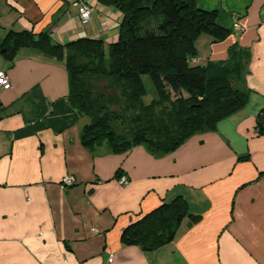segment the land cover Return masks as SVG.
<instances>
[{
    "label": "crops",
    "instance_id": "crops-1",
    "mask_svg": "<svg viewBox=\"0 0 264 264\" xmlns=\"http://www.w3.org/2000/svg\"><path fill=\"white\" fill-rule=\"evenodd\" d=\"M83 2L92 10L85 24ZM198 6L233 31L221 43L200 36L198 63L228 64L238 52L231 82L248 100L215 131L153 156L143 145L123 154L85 149L89 119L67 100L65 63L5 46L9 32L30 31L108 47L122 13L97 0H0V72L11 83L0 87V264H264V0ZM67 176L75 185H62ZM178 197L200 222L185 219L154 251L121 242L130 224Z\"/></svg>",
    "mask_w": 264,
    "mask_h": 264
},
{
    "label": "trees",
    "instance_id": "trees-1",
    "mask_svg": "<svg viewBox=\"0 0 264 264\" xmlns=\"http://www.w3.org/2000/svg\"><path fill=\"white\" fill-rule=\"evenodd\" d=\"M97 1L123 15L118 40L108 47L101 40L87 38L64 45L54 42L48 32L12 31L5 39L7 52L35 49L65 63L67 100L89 119L81 133L85 149L94 151L106 145L112 153L123 154L143 145L153 156L169 155L194 136L215 131L222 120L246 104L247 94L231 82L240 67L238 52L231 50L228 64L192 61L199 57L200 36L221 43L233 33L218 22L216 11L201 10L198 0ZM145 76L156 93L148 104L144 101L149 93ZM104 81L124 88L121 91L128 100L124 111L134 114L131 137H120L114 128L124 118L118 113L123 108L114 92L100 97L96 93V83ZM171 91L188 96L171 104ZM165 104L178 107L176 113L166 111ZM162 107L164 112L158 114ZM161 114L164 118L158 121ZM185 219L193 225L202 218L191 214L187 201L178 197L130 224L121 242L146 252L157 250L174 240Z\"/></svg>",
    "mask_w": 264,
    "mask_h": 264
},
{
    "label": "rangeland",
    "instance_id": "rangeland-1",
    "mask_svg": "<svg viewBox=\"0 0 264 264\" xmlns=\"http://www.w3.org/2000/svg\"><path fill=\"white\" fill-rule=\"evenodd\" d=\"M144 81H145V84L147 86V89L149 90V93L148 95L146 96V98L144 99L145 103H150L154 98H156V93H155V90L152 86V83L149 79V77L145 76L144 77ZM96 93L97 95H99L98 97L102 96L103 94H107V95H111L110 92H114V97H116L120 104V106L123 108V109H119L118 110V113L119 114H122V117L123 120L117 122L115 125H114V128L116 130V133L120 136V137H123V136H126V137H131V117L134 116L133 113H131V111H128V112H125V107L126 105L128 104V100L126 99V97L123 96V93L121 90H123L124 88H122L121 85H118L116 83H113L112 81H104V82H97L96 83ZM113 88V90L111 89ZM171 95H172V98H171V104L175 103L179 98L183 97V98H187V94L185 92H181V93H176V92H173L171 91ZM100 98H96V100H98ZM99 102V101H97ZM101 102H103V100L100 101V104L99 106H101ZM105 104V103H104ZM171 104H165L167 110L166 111H171V114L172 113H176V109L178 108H175L174 105L171 106ZM106 105V104H105ZM159 110H161V112H159ZM165 111V112H166ZM158 114L164 112L163 110V107L162 108H159L158 109ZM164 118V116H160V119H158V121H161L162 119Z\"/></svg>",
    "mask_w": 264,
    "mask_h": 264
},
{
    "label": "built area",
    "instance_id": "built-area-1",
    "mask_svg": "<svg viewBox=\"0 0 264 264\" xmlns=\"http://www.w3.org/2000/svg\"><path fill=\"white\" fill-rule=\"evenodd\" d=\"M91 16H92L91 8L85 2H83L80 6V20H81V22H83L84 24L87 23L90 20ZM237 27H239L238 24H237ZM192 61L194 63L199 62L198 58L193 59ZM0 87H2L5 90H8L11 88V83H10L7 75L4 72H0ZM75 183H76V180L72 176H67L62 181V185L65 187L73 186V185H75ZM119 184H121L123 186L127 185L128 179L124 176L121 177L119 179Z\"/></svg>",
    "mask_w": 264,
    "mask_h": 264
}]
</instances>
